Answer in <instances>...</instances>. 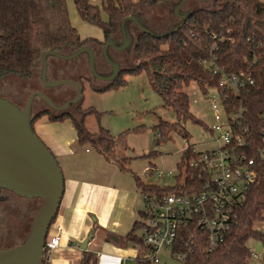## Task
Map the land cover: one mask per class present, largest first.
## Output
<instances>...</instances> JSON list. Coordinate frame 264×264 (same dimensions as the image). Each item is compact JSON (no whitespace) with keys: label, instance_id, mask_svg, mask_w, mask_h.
Returning <instances> with one entry per match:
<instances>
[{"label":"trees","instance_id":"obj_1","mask_svg":"<svg viewBox=\"0 0 264 264\" xmlns=\"http://www.w3.org/2000/svg\"><path fill=\"white\" fill-rule=\"evenodd\" d=\"M210 1V8L192 9L185 24L175 34L163 39H154L137 30L131 50L137 64L126 70L121 69L120 75L112 83L94 90L104 92L113 84L121 87L125 82L119 78L124 74L144 72L150 89L158 95L163 106L171 111L177 121L202 125L190 111L189 98L183 92L184 88L195 84L206 95L208 90L217 85L218 78L214 74L216 68L227 73L244 71L251 75L254 83L247 92L240 96L231 95L230 99L235 105L244 108L247 122L258 134L264 129V3L258 0ZM66 2L67 0H0V80L16 77L30 81L37 74L39 77L40 56L43 52L66 54L85 45H96L101 50L110 37L118 34L120 21L136 12L138 7L167 8L176 0H102L101 8L88 0H74L80 21L99 28L103 36L102 42L80 38L70 22ZM102 13L105 14V20L102 19ZM82 57L83 62H78L80 70L84 63L87 69L85 56ZM50 59L57 61L55 58H48V62ZM97 61L99 62L98 58ZM107 70L108 66L105 71ZM82 80L93 83L90 74L89 77L83 74L77 77V83L81 87ZM8 100L10 101L9 98ZM92 114L97 115L92 109L87 112L77 111V116L69 111L59 113L49 108L42 109L33 114L31 125L33 129L34 123L42 117H47L50 122L71 120L78 145H89L105 162L116 165L121 171L126 170L125 165L129 159L119 155L109 131L99 127L97 134H91L85 127L84 118ZM176 126L160 124L155 130L158 139L165 138ZM159 140L157 145L161 143ZM154 155L155 152H150L145 156ZM193 157L188 144L177 165L175 185L144 184L135 177L136 190L142 196L157 199L172 193L185 194L193 184L201 182L188 166ZM149 169L152 170V166ZM257 172V180L246 194L245 203L239 211L238 224L232 228L218 250L207 253L202 231L196 232L192 237L195 228H190L178 232L169 256L174 259L177 254H186L188 258L184 264H249L247 243L255 241L264 245V236L254 231L255 224L262 222L264 213V166L259 165ZM182 174L183 183L179 184ZM138 214L139 220L133 223L122 241L141 246L143 243L139 232L144 216L142 211ZM136 263L147 264L139 259ZM80 264H97L95 255L84 253Z\"/></svg>","mask_w":264,"mask_h":264},{"label":"rangeland","instance_id":"obj_2","mask_svg":"<svg viewBox=\"0 0 264 264\" xmlns=\"http://www.w3.org/2000/svg\"><path fill=\"white\" fill-rule=\"evenodd\" d=\"M92 5L101 8L102 0H88ZM137 0H135L136 2ZM177 1V0H176ZM260 3H264V0H258ZM74 0H67V9L70 14V22L73 27L76 28L78 34L82 38L97 37L102 34L101 30L94 26L83 24L78 18L76 9L74 7ZM210 0H186L183 5V9L190 10L195 8H210ZM171 6L169 7H157L154 9L137 8L136 12L142 13V18L149 28L157 32H163L177 22L176 18L171 14ZM102 19L105 20V14L102 13ZM133 35L138 33L137 29L133 25L130 26ZM117 35V34H116ZM97 53V58L100 62V48L96 45L93 46ZM113 53V52H112ZM122 69L133 67L137 64V61L133 55V52L129 53H113ZM84 60V57H80L79 61ZM49 71L47 70V77L49 80H73L77 82V74H61L57 75L55 70L62 69L66 66H71V62H61L50 59ZM83 75L89 77L86 71V65L84 63ZM57 77V78H54ZM75 79V80H74ZM119 80L124 81V85L121 87L113 84L108 90L104 92H96L94 88L102 89L107 86V83L101 81H93L89 83L82 80V98L81 101L69 108V112L74 116H77V111L87 112L92 109L97 115H90L84 118V125L91 134H97L99 127L107 129L111 136L115 140L119 155L129 159L125 165L124 171H121L116 165L105 162L100 155H98L89 145H86L88 151L91 154L85 155L82 163L78 166H73L70 169L62 170V162L56 160L62 174L64 176H71L76 178L78 176L89 179L92 177L94 180L105 183L110 187H114L120 194L135 189V177L139 178L144 184H152L158 186H173L175 185V177L178 175L177 165L180 162L182 153L187 145H194L197 149L202 148L211 135L208 133L207 128L212 123L211 113L209 109V101L207 98H203L198 87L195 84H191L187 88H184L183 92L188 96L190 102V111L196 117L202 125L195 123L183 124L175 119L171 111L166 109L158 95L153 92L149 85L148 80L144 72H134L130 74H124ZM43 89L40 87L38 74L30 81H23L16 77H8L0 80V92L4 93L7 98L14 101L20 108H23L29 95L33 91H40ZM48 94L54 96L59 92H63L65 97H55V101L62 103L64 98L74 97L72 94H76L75 90L69 86H63L58 88H46ZM44 93V92H43ZM211 98H217L215 92H211ZM71 98V99H72ZM48 109L44 102L38 98L33 100L32 112L37 110ZM77 110V111H76ZM55 114V113H54ZM162 123L169 125H177L175 129H171L168 135L164 138L158 139L156 127ZM186 137H185V136ZM157 140L161 143L157 145ZM150 152H155L156 155L146 157ZM56 159V158H55ZM152 166V171L147 172L149 167ZM156 171L162 172L163 175L160 178L156 177ZM171 172L172 176H167V173ZM183 174L179 179V184L183 183ZM136 200L137 210L142 211V195L138 193ZM39 202L37 200H31L25 205L31 208V215L27 219L26 223L20 225L15 216L9 217V224L11 226V233L14 239L11 241V237L7 231V241L10 243L22 241L27 235L32 216L37 208ZM18 225L20 227H18ZM6 229V228H5ZM254 229L264 233V222L256 223ZM6 232V231H5ZM17 242V244H18ZM12 244V245H13ZM16 244V243H15ZM249 247L260 257L264 258V245L261 243L251 241ZM161 260L166 264H184L183 262L176 261L169 256L168 252L160 253Z\"/></svg>","mask_w":264,"mask_h":264},{"label":"built area","instance_id":"obj_3","mask_svg":"<svg viewBox=\"0 0 264 264\" xmlns=\"http://www.w3.org/2000/svg\"><path fill=\"white\" fill-rule=\"evenodd\" d=\"M214 74L218 78L216 87L206 95L200 92L209 101L212 123L207 131L211 138L202 148L190 145L194 157L188 166L201 182L193 184L185 194L172 193L159 199L142 196L144 219L139 236L147 249L141 260L147 264H161L160 253H169L178 232L190 228H195L192 237L202 231L207 253L218 250L238 224L246 194L257 180L258 166H264V129L257 134L247 122L244 108L230 99L231 95L247 92L254 83L253 78L244 71L227 73L218 68ZM211 92L217 98H211ZM162 175L156 171L157 178ZM167 176L172 173L168 172ZM62 237L63 228L55 220L45 238L44 264H48L50 255L59 248ZM246 246L249 264H264V258L249 243ZM187 258L186 254H177L174 259L184 263Z\"/></svg>","mask_w":264,"mask_h":264},{"label":"water","instance_id":"obj_4","mask_svg":"<svg viewBox=\"0 0 264 264\" xmlns=\"http://www.w3.org/2000/svg\"><path fill=\"white\" fill-rule=\"evenodd\" d=\"M186 0H177L171 5V13L178 19L170 28L157 32L147 26L141 12L124 17L118 27V36L110 37L100 50V58L108 66L107 72L97 69L96 53L85 45L73 52L62 54L43 52L40 56L39 81L42 88L69 86L76 90L73 99L56 105L43 92L33 91L23 108L0 96V192H9L25 200L39 202L32 216L27 235L16 246L0 250V264H43V247L51 223L56 218L64 193V177L50 150L41 142L32 129V104L35 98L44 102L52 111L67 113L68 108L78 104L83 88L73 80H49L48 58L75 62L85 56L87 69L93 81L112 83L121 73L119 61L112 55L129 53L134 45L133 25L139 32L154 39H163L175 34L192 14L182 10ZM86 244L83 246L85 249Z\"/></svg>","mask_w":264,"mask_h":264},{"label":"crops","instance_id":"obj_5","mask_svg":"<svg viewBox=\"0 0 264 264\" xmlns=\"http://www.w3.org/2000/svg\"><path fill=\"white\" fill-rule=\"evenodd\" d=\"M80 38L103 41L102 34ZM83 67L78 77L84 74ZM106 67L102 60L97 61L99 70H106ZM33 130L56 160L62 162L63 171L80 165L85 155L91 154L90 147L78 145L71 120L50 122L47 117H42L34 123ZM137 198L135 189L120 194L114 187L92 177L64 176V193L55 219L63 228V237L48 264H80L86 252L95 255L97 264H137L138 259L142 261L147 249L122 241L133 223L139 220L141 211L137 210ZM161 264L166 263L161 260Z\"/></svg>","mask_w":264,"mask_h":264},{"label":"flooded vegetation","instance_id":"obj_6","mask_svg":"<svg viewBox=\"0 0 264 264\" xmlns=\"http://www.w3.org/2000/svg\"><path fill=\"white\" fill-rule=\"evenodd\" d=\"M181 9L185 10V9H183V7ZM190 10L192 11V9H190ZM176 21L178 22V19ZM131 32H132V30H131ZM117 36H118V34H117ZM88 46H90L91 48L94 49L93 45H88ZM112 52L115 53V54H118V53L114 52L113 50H111V53ZM113 53H112V55H113ZM79 58L75 62H72L71 66L55 70V73L57 75H61V74H70V75H72V73L77 74V72H79V70H78L79 69V65H78L79 64L78 63L79 62ZM96 59H97V56H96ZM98 71L107 72L108 70L105 71V70H99L98 69ZM54 78H57V77H54ZM76 80H77V78H76ZM40 87H42L41 84H40ZM47 91L48 90H46L45 88L41 89V92H44V94L47 97H49V99H51L56 105H59V106L63 105L64 103H66L67 101L71 100V98H72V96L71 97L69 96L67 98H64L62 103H58V102L55 101V97H65L64 93L63 92H59L58 94L54 95L55 96L54 97V96H51L50 94H48ZM72 95L75 97L74 94H72ZM0 96L6 98L2 94H0ZM11 102L14 103L15 105H17L14 101H11ZM71 107H69V108H71ZM69 108H68V110H69ZM29 201H31V200H25V199L18 198L17 196H15V195H13V194H11L9 192H6V191H1L0 192V250L5 249V248L14 247V246L18 245L21 242V241L18 242V240H17L13 244V243H10V240L7 241V231H8L9 236L11 237V241L13 242L14 240H16V238L14 239V237L12 236L13 233H11V227L13 225L7 226V223L9 224V222H8L9 217L13 218V216L16 217V219L18 221V224H19V222H20V225H23L24 223H26L27 219L31 215V208H29V207H27L25 205ZM18 227H20V226L18 225ZM17 242H18V244H17Z\"/></svg>","mask_w":264,"mask_h":264}]
</instances>
